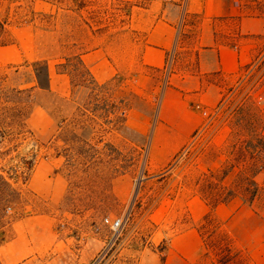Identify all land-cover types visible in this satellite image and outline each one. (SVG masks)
<instances>
[{
    "label": "rangeland",
    "instance_id": "obj_1",
    "mask_svg": "<svg viewBox=\"0 0 264 264\" xmlns=\"http://www.w3.org/2000/svg\"><path fill=\"white\" fill-rule=\"evenodd\" d=\"M243 3L249 15L264 16V0ZM150 4L0 0V20L11 24L18 40L0 49V69L45 60L54 73L65 59L84 56L101 81L89 84L84 69L72 62L78 71L74 81H54L58 90L54 86L35 101L47 108L49 127L35 104V117L25 128L0 118V226L16 216L52 214L59 239L70 248L67 259L78 257L80 264H172L182 252H193L194 242L181 236L194 230L202 244L193 264H250L244 248L255 245L236 243L215 210L244 209L242 222L248 206L257 215L263 210L264 165L255 166L246 153L243 158L239 145L248 138L238 137L232 125L243 109L244 125L264 135V63L245 71L243 80L238 75L218 80L216 97L202 92L208 79H191L194 50L179 49L164 70L146 67L142 53L153 20L144 10ZM255 43L257 55L263 36ZM178 72H185L188 91L199 86L201 94L177 88L184 84ZM48 160L60 172L58 197L43 171L27 169ZM25 178L31 183L24 184ZM48 195L58 206L49 204ZM193 198L209 208L197 222ZM106 219L121 220V228L113 231ZM235 227L239 236L248 231L245 224Z\"/></svg>",
    "mask_w": 264,
    "mask_h": 264
},
{
    "label": "crops",
    "instance_id": "obj_2",
    "mask_svg": "<svg viewBox=\"0 0 264 264\" xmlns=\"http://www.w3.org/2000/svg\"><path fill=\"white\" fill-rule=\"evenodd\" d=\"M186 1L187 4L184 6L180 0H151L149 8L144 10L153 22L145 37L146 46L142 53V63L151 69L164 70L169 63V57L172 54L175 55L179 49L180 51L194 50L196 70L193 72L196 76L194 75L191 79L203 81L208 79L207 83L202 84V92L212 97L220 96L218 80L236 76L241 68L250 64L256 56L255 41H258L261 36L264 38V16L249 15L243 0ZM10 26L9 23L8 30L14 43L0 47L3 51L13 48L18 42ZM188 34H195V36L187 38L186 41L183 40ZM182 45L183 48H181ZM82 59L85 62L84 56ZM59 64L61 63L57 65ZM57 65H55L54 73L50 68L51 91H54V86L55 90H58L54 81L69 79L66 74H57ZM90 71L94 79L101 84L98 76L94 75L91 69ZM184 73L175 74L184 83L176 87L185 90L186 94L200 95L201 87L199 86L190 91L185 88L187 78L184 79ZM213 79L215 81H212ZM40 110L45 113L47 127H49L51 120L47 110L43 108ZM36 111H33L29 121L35 117ZM165 124L170 125L167 121ZM42 164L43 166L37 164L34 170L43 171L46 180L50 183V193L58 197L61 190L59 186H56L60 181L59 169H56L50 160ZM30 181L31 179L26 184L31 183ZM53 195L51 197L48 195V202L58 206L55 204ZM189 203L193 221H200L209 213L208 206L203 204L201 199L193 198ZM238 210V207L222 205L217 207L215 214L225 224L236 243L255 245L244 248V251L247 249L249 263L264 264V205L262 212H258L259 215L256 214L257 211L253 206H248L245 210L249 212V215L244 222L240 221L239 216L244 209ZM55 222V217L48 213L16 216L7 220L4 226H0V264H80L78 257L75 262L67 259L70 248L59 239ZM236 222L247 226L248 231L244 236L237 234ZM251 225L253 227H250ZM181 238L191 239L194 242L193 252H182L179 259L172 264H193L202 244L201 235L194 230L185 233Z\"/></svg>",
    "mask_w": 264,
    "mask_h": 264
},
{
    "label": "trees",
    "instance_id": "obj_3",
    "mask_svg": "<svg viewBox=\"0 0 264 264\" xmlns=\"http://www.w3.org/2000/svg\"><path fill=\"white\" fill-rule=\"evenodd\" d=\"M9 23L0 20V47L9 46L14 43L10 31L8 30ZM66 63L57 65V74H66L71 81L76 78L78 71L75 69L72 62L81 66L84 69L83 78L91 85H95L96 81L82 59V56H76L73 61L67 58ZM264 63V46L254 57L253 61L242 67L237 74L240 80L245 77V71L250 72L251 68L257 63ZM60 71H59V70ZM100 86V85H97ZM51 73L48 61H36L32 64H22L16 67H8L0 69V118L6 117L9 124L16 123V126L25 128L28 126V121L36 107L47 110L44 106L36 104L37 101L44 93H51ZM222 100L221 103L222 104ZM48 111V110H47ZM49 113V112H48ZM239 116L237 123L232 125V130L238 137H247V141H243L239 147L241 155L244 153L250 156V160L255 166L264 165V135L251 126L244 125V117L247 113L243 109L237 112ZM124 119V118H123ZM59 129L62 128V123L58 124ZM61 125V126H60ZM29 134L34 137V134L29 129ZM245 137V138H246ZM59 139L58 134L54 136V140ZM37 145V140L33 139ZM244 158V155H243ZM36 164L35 161L27 165L29 173H31ZM256 177V176H255ZM4 184L9 186V182L2 177ZM29 182V178L24 179V184Z\"/></svg>",
    "mask_w": 264,
    "mask_h": 264
},
{
    "label": "built area",
    "instance_id": "obj_4",
    "mask_svg": "<svg viewBox=\"0 0 264 264\" xmlns=\"http://www.w3.org/2000/svg\"><path fill=\"white\" fill-rule=\"evenodd\" d=\"M8 210H10V209H8ZM105 222L115 232L118 231L121 228V226H122L121 220H112V221H109L108 219H106Z\"/></svg>",
    "mask_w": 264,
    "mask_h": 264
}]
</instances>
